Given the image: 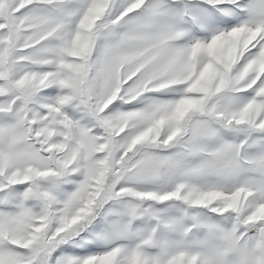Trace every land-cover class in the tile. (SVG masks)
<instances>
[{
    "label": "snow or ice",
    "instance_id": "snow-or-ice-1",
    "mask_svg": "<svg viewBox=\"0 0 264 264\" xmlns=\"http://www.w3.org/2000/svg\"><path fill=\"white\" fill-rule=\"evenodd\" d=\"M0 264H264V0H0Z\"/></svg>",
    "mask_w": 264,
    "mask_h": 264
}]
</instances>
